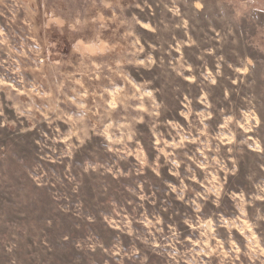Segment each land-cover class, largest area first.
<instances>
[{
	"label": "rangeland",
	"instance_id": "374dc122",
	"mask_svg": "<svg viewBox=\"0 0 264 264\" xmlns=\"http://www.w3.org/2000/svg\"><path fill=\"white\" fill-rule=\"evenodd\" d=\"M119 3L108 8L100 0H47L44 5L17 0L14 19L0 6V79L6 82L0 83V264H264V221L257 219L264 216L258 190L264 186V24L245 21L234 31L235 37L243 33L237 46L233 35L223 37L219 23H209L183 3L178 7L187 13V29L159 0H147L148 6L143 0ZM188 4L194 7L195 0ZM49 7L65 20V33L77 14L85 21L74 38L89 39L77 42L71 64L63 62L66 47L61 52L50 46L59 35L56 25L47 42L44 32L29 31L28 9L38 10L33 23L39 25ZM177 23L181 27H173ZM158 24L160 31L154 32ZM129 29V44L139 40L146 51L162 44L165 65L182 61L190 70L183 77L169 75L168 69L129 81L117 75L111 83L107 69L82 75L88 57L93 68L106 63V46L123 44ZM238 51L254 58L239 86L228 67ZM219 56L224 60L216 76ZM202 72L212 73L216 83L204 80ZM146 91L152 96H143ZM77 92L91 119L84 121L89 129L84 143L73 137L79 147L67 157L62 152L70 145L54 129L67 133V118L81 112ZM134 93L140 99L129 98ZM112 103L116 108L101 118L98 113ZM154 103L161 105L155 109L159 115H150ZM249 107L256 119L247 122L257 126L246 131L241 112ZM231 115L240 123L229 125L235 137L222 143L217 137L226 138L228 129L220 126ZM108 123L121 127L107 128ZM181 142L183 147H174ZM140 151L156 171L141 166ZM211 157L222 165L215 170L205 165ZM173 158L179 167L170 163ZM85 161L110 170L89 174L82 168ZM245 224L256 227L249 231Z\"/></svg>",
	"mask_w": 264,
	"mask_h": 264
},
{
	"label": "clouds",
	"instance_id": "9594fccd",
	"mask_svg": "<svg viewBox=\"0 0 264 264\" xmlns=\"http://www.w3.org/2000/svg\"><path fill=\"white\" fill-rule=\"evenodd\" d=\"M96 0H93V4H95ZM100 2L108 8H112L113 6L119 8L121 7L119 0H100ZM145 6L147 5V0H143ZM29 3L34 4L35 0H29ZM159 3H163V7L165 9H168L173 13L174 17H180V20L183 22V27L187 29L188 27V21L185 19V16H187V13L181 14L178 4H185L187 7L193 8V13H199L202 14L204 19L208 20L209 23H212L215 21L216 23H219L221 27V32L223 33V37H227L229 35L234 36V31L238 28H241L245 21H247L249 24L254 22H261L264 24V0H195L194 7L190 4H188V0H169V3L171 4V7L169 8V3H164V0H159ZM41 4H47V0H41ZM0 6H3V10H6L8 12L12 13V18H15V11L14 9L18 10L17 0H0ZM24 7H27V5H24ZM136 7H140V4H137ZM143 10V9H141ZM29 12V31L35 33L36 31H42L45 33V42H47L50 38V33L52 30V25H56V31L59 33L57 35L55 41L53 42V45L50 46H59V50L63 52L65 50V47L67 48L66 51V59L63 61L65 64H71L72 59L75 55V53L78 51L77 48V42L83 41L85 39H89V37L84 36H75L74 34L81 31V25L85 23V21H82L79 17V14H77L75 17L72 18L70 22H68V28L69 31L65 33L64 30V24L65 20L60 18V13L56 11V9L49 7L47 11H44L41 17V23L39 25H35L33 23L34 18L39 14L38 10H35L33 8L28 9ZM0 14H3V11H0ZM113 19H115V16H113ZM133 21H136L137 23L139 21L136 20V17H132ZM160 24L164 25V29L167 30L169 28L168 24H165L163 20L160 21ZM106 25H101V27H105ZM175 28L181 27L180 23H177L173 25ZM154 32L160 31V25H156L153 28ZM3 33V30L0 29V34ZM221 33H218V36ZM128 35H132L131 30H127L125 32V42L123 44H109L106 46V51L108 52L107 56V62L100 63L97 65L96 68L91 67L92 58L88 57V70L86 72H83L82 75H87L88 72L96 73L97 71L103 73L105 69L109 71V82H112V79H115L117 75H121L122 78L125 81H129V78H134L136 75L143 74L144 76H149L153 72L161 71L166 72L168 69H171L170 72H168L169 75L172 73L175 74L177 77H183V72L186 70H190L189 66H186L182 61H176L174 63H170L168 65L164 64L163 55L165 49L163 48L162 44H153L149 46V50L146 51L145 47L143 45H139V40L134 39L131 44L127 42L126 37ZM243 33H241L242 37ZM241 37H235L233 39V44H236L238 46V41ZM31 39V37H29ZM65 39L67 40V46L65 45ZM75 39V42H74ZM99 39V37H97ZM6 42V38H5ZM21 47H23V41H21ZM36 49L38 51L39 45H36ZM171 50V44H169L168 51ZM156 53H159V55H156ZM19 55H24L23 52H21ZM253 59L250 57V55L247 52H240L238 51L235 60L233 63H229L228 67L232 69L233 75L235 76V79L232 81L233 84H237L238 86L241 84H244L246 81V78L248 75H250V68L253 65ZM224 60L223 56L217 57V64H216V76L221 75L220 71V62ZM80 63H84V60H80ZM15 71H19V69H15ZM201 75L204 77V80H207L210 84H215L216 80L213 78L212 73L210 72H202ZM92 78H95L93 76ZM150 81H147L146 83H149ZM0 83H6L2 79H0ZM104 91H107V89H104ZM116 92H123L124 89H115ZM143 96L151 97V92H143ZM227 95V93H226ZM102 96V93H101ZM129 98H136L140 99V95L133 94V97ZM77 99L80 101L79 104H77V107L81 109V112L76 115L75 117L69 116L67 118L68 123L70 124L69 130L67 133H61L59 128L54 129L57 136H64L66 143L70 145V148L68 151L62 152L63 156L71 157L73 152L77 147H79V144L84 143V137L87 136V132L89 129H87L84 126V121L86 118L91 119L89 116V113L91 112L90 108H85L84 102H83V96L77 92ZM72 103H76L75 100L71 101ZM205 103H207L205 99ZM249 104H251V100L248 101ZM98 107H103V104L98 105ZM160 104H153V110L150 111V115H159V112H155V109L160 108ZM116 108V104L112 103L110 107L104 108V111L101 113H98V115L101 118L109 117L110 112L112 109ZM36 112L40 111V108L34 109ZM46 111H53V109L48 108ZM24 113H21L23 115ZM56 117H52L51 119H48L49 125L52 124V119H55ZM138 119V118H133ZM241 119L244 121L242 127L246 131H251L253 128H255L256 124H249L248 120H255L256 116L251 107L248 108L247 112H244L242 110L241 112ZM240 121L236 120L235 115L227 116L224 118V123L220 126L221 129H228V136L225 138L223 134L218 135V139L221 140L222 143H231L232 140L235 137V132L233 131V128H229V125L232 124L234 127L239 124ZM258 123V122H257ZM80 125V127H77V125ZM34 127V125H33ZM119 128L120 125H113L111 123H108L107 128ZM124 127H128V125H124ZM75 137L77 140H79L78 145L72 144V138ZM132 135L131 133L127 134V139H131ZM48 139H51V137H48ZM245 141H241V143H244ZM45 141V145H46ZM174 147H183V143H179L177 145H174ZM204 147H207V144L204 145ZM53 151L55 149L53 148ZM214 152H219V147L213 149ZM60 157L58 156L57 159ZM137 158L141 164V166H147L153 169V171H156L157 166L149 163L148 158L144 155L143 151H140L137 155ZM121 159H126V156L121 157ZM71 162V161H69ZM170 163L174 167H179L178 162L173 158ZM204 164L207 166H210L215 170L218 166L222 165L221 160H216L215 157L206 158L204 161ZM83 171L87 172L89 174H92L93 172L99 173L102 169L104 172L109 171V168H106L103 164H100L98 162H88L85 161V164L82 166ZM142 170V169H141ZM231 171L234 173L236 171L235 166L233 165V168ZM159 173L157 172V175ZM116 175H120V173L117 171ZM195 178L194 176L192 177ZM213 179H215L213 177ZM175 191V189H172ZM183 188H181V193L183 192ZM259 195L261 199H264V186L259 187ZM211 191V189H210ZM218 194V190H217ZM199 195V193H197ZM181 199L183 196L181 195ZM206 198V197H205ZM253 199H256L254 196ZM195 203V201H193ZM241 210H243V204L240 205ZM196 211H200V206L197 205ZM258 220L264 221V216L257 217ZM233 221H229L228 224L231 225ZM208 227L211 228V220L207 222ZM244 227H247L249 231H251V228L256 227V224H252L249 226L248 224H245ZM126 231L131 232L130 227H125ZM176 235V233L173 231V237ZM209 238H213L211 236V233H208ZM231 239V234L229 233V240ZM254 237L250 238V243ZM227 242V241H226ZM238 250V249H237ZM201 251H203V247L201 248ZM264 251V250H262ZM210 254V253H209ZM194 264V261H193Z\"/></svg>",
	"mask_w": 264,
	"mask_h": 264
}]
</instances>
